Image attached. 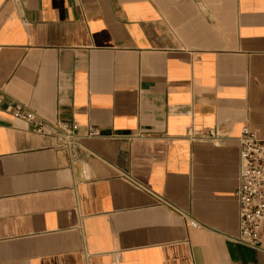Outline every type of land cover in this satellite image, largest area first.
<instances>
[{"label": "crops", "instance_id": "1", "mask_svg": "<svg viewBox=\"0 0 264 264\" xmlns=\"http://www.w3.org/2000/svg\"><path fill=\"white\" fill-rule=\"evenodd\" d=\"M0 91V264H264L236 239L264 0H0ZM11 102L100 137L72 158Z\"/></svg>", "mask_w": 264, "mask_h": 264}, {"label": "built area", "instance_id": "2", "mask_svg": "<svg viewBox=\"0 0 264 264\" xmlns=\"http://www.w3.org/2000/svg\"><path fill=\"white\" fill-rule=\"evenodd\" d=\"M3 94L0 91V104L3 103ZM15 120H21L31 126L34 134L45 136L46 132H52L57 142V150L67 153L70 157L79 156L82 139L98 138L100 132L93 126H88L83 137L80 134V126L76 122H58L49 124L41 119L35 112L27 110L21 104L11 102L7 106ZM194 130H189L187 136L191 140L198 138ZM137 135L128 136L129 139ZM204 139L215 140V132H207ZM240 148V172L239 186L236 192L239 204V234L237 241L249 245L255 249L262 246V228L264 227V139L256 130L246 126L239 138ZM190 226L198 227L197 222H190Z\"/></svg>", "mask_w": 264, "mask_h": 264}]
</instances>
